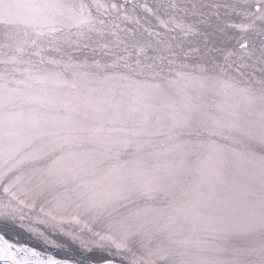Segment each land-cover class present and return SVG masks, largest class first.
Returning a JSON list of instances; mask_svg holds the SVG:
<instances>
[{
    "label": "snow or ice",
    "instance_id": "obj_1",
    "mask_svg": "<svg viewBox=\"0 0 264 264\" xmlns=\"http://www.w3.org/2000/svg\"><path fill=\"white\" fill-rule=\"evenodd\" d=\"M0 264H264V0H0Z\"/></svg>",
    "mask_w": 264,
    "mask_h": 264
},
{
    "label": "rangeland",
    "instance_id": "obj_2",
    "mask_svg": "<svg viewBox=\"0 0 264 264\" xmlns=\"http://www.w3.org/2000/svg\"><path fill=\"white\" fill-rule=\"evenodd\" d=\"M147 2H148L149 4H152V3L154 2V0H147ZM15 231H16V232H22V234L25 235V236H27V237L31 240L32 243H37V244H39L43 249H44L45 247H47V246L42 245L41 242L36 241L33 237H31V234L25 232L23 229H20L18 226H17V228H16ZM54 238H56V237H54ZM11 239H12V240H10V242H12V243H16L17 241H19V243H18L17 246H19L20 244H23V245H25V246H27V247H32V246H29V245L23 243L20 239L17 238V236H14V237L11 236ZM36 249H37V248H36ZM37 250H38V251H42V249H37ZM48 251H49L50 254L55 255V256H57V253H60V254H61V253H65L64 250H58V249H52V248H48ZM57 258H61V257H58V256H57Z\"/></svg>",
    "mask_w": 264,
    "mask_h": 264
},
{
    "label": "trees",
    "instance_id": "obj_3",
    "mask_svg": "<svg viewBox=\"0 0 264 264\" xmlns=\"http://www.w3.org/2000/svg\"><path fill=\"white\" fill-rule=\"evenodd\" d=\"M11 236H13V237L17 236V238L20 239L23 243H25V244H27L29 246H32V247H36L37 249H42L43 250V248L39 244L32 243L31 240L27 236L22 234V232H16L15 231L14 233L11 234ZM10 240H12V239H10ZM64 255H65V253H61V254L57 253L58 257H63Z\"/></svg>",
    "mask_w": 264,
    "mask_h": 264
}]
</instances>
